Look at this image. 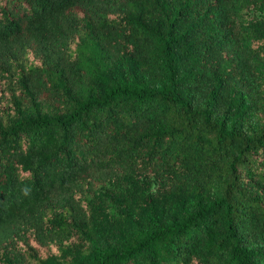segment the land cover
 Returning a JSON list of instances; mask_svg holds the SVG:
<instances>
[{"label":"trees","instance_id":"16d2710c","mask_svg":"<svg viewBox=\"0 0 264 264\" xmlns=\"http://www.w3.org/2000/svg\"><path fill=\"white\" fill-rule=\"evenodd\" d=\"M0 264H264V0H0Z\"/></svg>","mask_w":264,"mask_h":264},{"label":"rangeland","instance_id":"374dc122","mask_svg":"<svg viewBox=\"0 0 264 264\" xmlns=\"http://www.w3.org/2000/svg\"><path fill=\"white\" fill-rule=\"evenodd\" d=\"M105 220L106 219H101V224H103L102 226L104 227V224H105ZM96 229L95 228H92L91 231L95 234V238L97 240H101V236L95 231Z\"/></svg>","mask_w":264,"mask_h":264}]
</instances>
